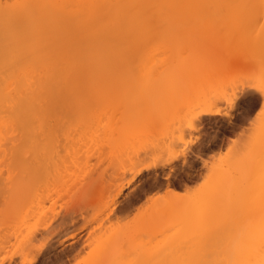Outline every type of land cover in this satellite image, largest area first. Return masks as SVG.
Masks as SVG:
<instances>
[{
  "label": "rangeland",
  "instance_id": "1",
  "mask_svg": "<svg viewBox=\"0 0 264 264\" xmlns=\"http://www.w3.org/2000/svg\"><path fill=\"white\" fill-rule=\"evenodd\" d=\"M31 7L34 18L42 15L46 27L35 21L33 25L42 31L36 41L27 43L30 49L63 51L55 54L59 61L78 60L87 53L103 56L106 49H114L117 57L129 49V83L121 81L129 84V93L126 97L119 88L116 93L123 97L114 92L113 104L103 103L94 111L79 109L80 117L76 110L63 114L70 129L63 132L62 128L63 133L56 135L63 148L58 145V159L53 156L60 157L59 162H48L46 169L51 172L45 173L49 176H41L43 171L36 177L27 165V173L26 169L18 172L36 147L29 145L30 152L20 160L19 153L28 150L26 141L25 146L23 142L1 145L6 151L20 147L19 158L15 157L22 167L10 171L15 158L10 159L11 153L0 155L11 162L8 167L5 161L9 160L0 159L5 163L0 161V264H105L116 237L118 242L121 238V244L117 242L121 251L112 244L116 254L111 257L117 256L118 262L137 263L150 254L167 264L174 260L185 264L188 260L187 264L253 262L249 257L258 245L253 222H257V208L264 205V181L257 182L248 170L264 160V96L252 83L264 77V31H260L264 19L258 18L260 23L242 31H227L206 0H0V23L6 24L16 10L27 23ZM209 13L214 17L207 18L212 20L208 24ZM214 19L218 21L212 25ZM143 22L146 28L140 26ZM215 23L216 27L220 23L218 28ZM120 104L128 105V112H119ZM209 108L219 114L195 120ZM192 120L197 130L180 139L177 130ZM119 121L125 124L123 129ZM175 137L179 142L173 150L179 156L166 164L171 153L161 154V149ZM153 159L161 160L160 164L140 177L138 195L129 201V209L113 214L118 179L131 177L126 168L136 160L148 165ZM6 169L10 173H4ZM67 214L75 216L74 224L59 227ZM81 222L90 224L81 231ZM187 223L189 230L187 226L185 230ZM52 228L58 236L49 233ZM74 234L80 244L67 256L61 253L58 262L56 256L65 243L73 242L64 241L65 237ZM187 244L193 247L189 246L193 250L189 256ZM138 246L144 254L138 255Z\"/></svg>",
  "mask_w": 264,
  "mask_h": 264
},
{
  "label": "bare ground",
  "instance_id": "2",
  "mask_svg": "<svg viewBox=\"0 0 264 264\" xmlns=\"http://www.w3.org/2000/svg\"><path fill=\"white\" fill-rule=\"evenodd\" d=\"M197 1H199V0H196V2ZM206 2L208 4V6L210 8H212L214 13L215 12L217 13V16H218V17L217 16L214 17V15H216V13L213 15L212 14L213 11H212L211 14L209 13V15H207L206 19L208 17L211 19H213V17L215 19H219V21L214 19L212 25L214 24L215 21L220 22V19H222L221 21H222V26L224 25V30H227V28H228V29H230V31L232 29L242 31V30L251 28L253 25H255L258 21V18L264 19V8H262L260 6V0H206ZM244 5H255V6L254 7H244ZM31 8H32V11L29 10L30 14L28 16L31 15L32 17H30V19L28 20L27 23L22 22V18H20L17 15V13L20 10L15 11V14L13 15L12 19H10L11 21L9 20L10 22L9 21L7 23L5 22L6 24L0 23V155H2V156L7 155V154L10 155V153H11V155H10L11 157L9 156L10 159L13 160V158H15L14 160H17V161H14V160L12 161V163L14 164V165L11 164L12 167L14 166V168L12 170L11 166L9 167L10 164H8V162H10L8 157L5 156L6 157L5 158V157L0 156V159L1 160H3V159L9 160L7 162L5 161V163L8 165L9 169H11L10 171L15 172L14 169H16V172H17V170L19 169V168H17V166L20 165V167H22V164L18 163L19 157H18V154L16 153V152H18V150L21 151L20 147L18 150H17L18 147L17 148L13 147V149L9 150L10 151L9 152V151H6L5 148H3L1 145L5 146V147H7V146L12 147L14 145L19 146V144H21L22 142L24 143L26 141L25 143L27 145V149H28V147L30 149L31 145H32L31 148L36 147L35 149H32V150H35V153H34V151H32L30 149L31 152L34 153L33 157H31L32 153L30 152L29 149L27 151L22 150L21 153L18 152L19 155L21 154L20 157L22 159H20V160L25 159L26 156L25 157H23V156L25 154L27 155V152H30V154L28 156L31 159V160L30 159L28 160L29 157L27 158V160L25 159L26 160V161L24 160L25 165H23V167L20 168L18 170V172L19 173L21 171L25 172V170H22V169H26L24 167L27 165V168L30 170L26 169V173L28 171H35L34 173H36L37 176L35 174H34V176H36V177L39 176V178H40V175L42 174L43 171H44V174H42L41 176H44V175L49 176V175H47L49 172L45 173V171H48L50 169L48 168V170H47L46 168H47V166L49 167V164L54 162V161L51 162L50 160H55L57 158V155H59V151L63 148L60 145V142L58 143V141H60V139L56 135L58 132L61 131L60 129H62V128H63L62 129L63 132L67 131V130L69 131V129H70V128L67 129V127H66V125L69 121H67V119H66V121H64L65 120V118L63 119V116L65 115L64 113H67L68 111H74L75 112V110L78 112L79 109H80V112L82 111V109H88L89 111H90V109L91 110L93 109L92 111H94V110H96L95 108H98V107L100 108L103 103H107V102L111 101V98L113 100L116 99L117 98L115 96L117 94L116 91L119 88H120V90L121 89L122 90L121 91L119 90L118 92H120V93L122 92V94L124 93L127 97V93H129V90L127 89L129 87V84L123 85V82H121V81L125 80V83H129V81H127V80H129V77H130V75H129V49L125 51V53H126L125 55L121 54L120 56H117V57H116V53H115L114 49L113 50L109 49L108 51L106 49V51H105L106 54L104 53L105 55L103 54V56H102V54L96 55V54H90V53L85 54L84 53L85 56L79 57L80 55H78L77 57H79V59L78 60H72V61L71 60L70 61L69 60L68 61L67 60H65V61L57 60L56 59L57 57L55 56V54L61 55L62 53H64L63 51H60V50L49 51V50L30 49L27 47V43L29 44V43L36 41V39H38L40 37L41 31H42L41 29H39L38 26H35L36 25L35 21H38V23L37 22L36 23L40 27H42V28L46 27L45 24L41 23L43 21V16L39 15L36 18H34V16L32 15V13L34 12L33 11L34 8L33 7H31ZM210 8H209V10L211 11ZM28 9H30V7ZM210 11H208V12H210ZM33 14H35V13H33ZM137 15L136 16L134 15V16L137 17ZM130 16L133 17L132 15L129 14V17ZM211 16H213V17H211ZM220 16L222 18H220ZM131 17L129 19H131ZM132 19H131V21H132ZM208 20L209 19H207L206 21L208 22ZM210 21L212 22V20H210ZM129 22H130V20H129ZM211 22H208V24ZM33 24H35V25H33ZM262 24L263 25H262L261 30L259 29L261 32L264 31V22ZM142 25H140V26L143 28L147 27L146 26L147 24H144V22ZM219 25H220V23L217 26L219 27ZM214 27L218 28V27H216V23H215ZM174 32L177 33V31H174ZM174 32H173V34H175ZM257 42L259 44V41H257ZM252 43L255 44L256 41H254ZM84 54H82V55H84ZM80 58H82V59H80ZM116 58H118V59H116ZM75 59H77V58H75ZM262 67H263V65H262ZM263 69H261V70H263ZM261 74H264V72H262ZM161 76H162V74H159V77H161ZM174 76H176V75H174ZM174 76H172V77H174ZM159 77H157L155 80H158ZM247 77L249 78V76H247ZM250 79H251V76H250ZM256 79L254 82H252L255 85V86L254 85L253 86L256 87L255 88L256 92H259V94L260 93L263 94V95L260 94V96H264V77L260 76L259 79H257V80ZM114 81L115 82L118 81V82H116V84H114L115 83ZM120 83H122V84H120ZM126 86H128V87H126ZM253 86H252V88H253ZM114 92L116 93L115 95L113 94ZM256 92H254V93H256ZM249 94H250V92H249ZM118 95H119V93L117 94V96ZM123 95L120 94L121 97H123ZM113 96H115L116 98H113ZM120 96H118V97H120ZM127 101H128V98H127ZM111 103L113 104L112 101H111ZM111 103L109 102L110 105H111ZM107 104H105V107ZM122 104H120L119 107H117V108H121L120 111H119V109L117 111L122 112L121 110L124 109V112H126L125 110H127V112H128L129 102H127L128 105H125L124 108L121 107V106H123ZM126 106H128V107H126ZM211 106H213V105L211 104L210 107ZM97 110H100V109H97ZM83 111H85V110H83ZM70 113H72V112H70ZM128 114L129 113H127V115ZM217 114H219L218 111L209 108V109L204 110L202 115L200 114L198 119H195V120H199V118L203 119L206 116L207 117L208 116L213 117V116H216ZM77 115L80 117L79 112ZM122 117H123V115H122ZM72 118H73V115H72ZM74 118H76L75 114H74ZM69 119H71V117ZM121 119H123V118H121ZM127 119L128 120H125L126 125L129 123L128 122L129 118L127 117ZM75 120L76 119H74L73 121L76 122ZM80 120H81V118H80ZM193 120L191 122H189V124L186 125L184 128H182V129L179 128V131L177 130L179 136L178 135H176V136L180 137V139H181V138H183L182 136H185L187 133H190L191 131L197 130L196 121L193 122ZM70 122H71V120H70ZM86 123H88V122L86 121ZM119 123H122V122L119 121ZM73 124H75V123H73ZM78 124H79V122H78ZM122 124H124V123H122ZM125 124L122 126V129L125 126ZM70 125L71 124L69 123V126ZM75 125L72 127V129L75 127ZM83 126H85V125H83ZM118 126H119V124L117 125V127ZM128 126H129V124L127 125V127ZM127 127H125V128H127ZM76 130H77V128L76 129L74 128V131H76ZM62 133L60 135H62ZM66 134L71 135L70 133H66ZM63 135H65V134H63ZM72 135H74V134H72ZM125 137H126V134H125ZM127 138H129V137H127ZM64 141L66 142L68 140H64ZM177 141H178V138L175 137L172 141L165 144L163 146V148L161 149V154L162 153L163 154H165V153L170 154L171 153L170 157L167 159L166 164L172 163L178 159L179 155L177 153H174V150H173L179 142V141L178 142ZM28 142H30V144H28ZM56 142H57V144H56ZM65 142H64V144H65ZM6 143L9 145H7ZM23 143H22V146L23 145L25 146V143L24 144ZM33 143H34V145H33ZM61 143H62V141H61ZM10 144H11V146H10ZM57 146L60 148L62 147V148L60 149ZM2 148L5 151L2 150ZM14 150H16L15 153H14ZM57 150H58V154H57ZM1 152L3 154H1ZM5 152H8V153L4 154ZM23 152H24V154H23ZM160 155H158V156H160ZM15 156L18 158L16 159ZM53 156H55L56 158L55 157L53 158ZM61 157H62V154H61ZM33 158H34V160H32ZM57 159H56V161L59 162L60 157H59V160H57ZM30 161H31V164L29 163ZM61 161H63V158H61ZM152 161H153V163L148 164V165L147 164L142 165V164H140L141 161L137 162V160H136V163H132L130 165V167L128 164L127 167H129V168H126V169H129V173L131 174V177L128 178L127 181H125V177L124 178L121 177L118 179L119 182L116 184V189H115V193H117V194H115V196H113V197H115V199H114L115 208L113 209V212H114L113 214L118 215L120 213L126 212V210L129 209V204H131V203H129V201L131 200V198L134 199L135 195H138V194H136V190H138L136 184L140 181V177L152 169H157L159 164H160L159 161H161V160L153 159ZM26 162H27V164H26ZM48 162H49V164H48ZM58 162H55V164L56 163L59 164ZM63 162H65V160ZM2 163H3V161H1V164ZM5 163H3V164H5ZM31 165H32V167H30ZM62 165H63V169H64V163ZM54 166L55 165L53 164L52 165L53 169H54ZM52 167L50 166V168H52ZM60 167H61V165H60ZM164 167H165V165H164ZM2 168H4V167H2ZM58 169H61V168H58ZM6 170L7 171H5L4 173H7V172L10 173V171H8V169H6ZM56 171H57V169H56ZM248 171L253 172L255 174L254 178L257 180V182L262 183V181H264V160H260L259 162L252 164V166L249 168ZM50 172H51V170H50ZM31 173H33V172H31ZM60 173H61V171H60ZM125 173L127 174V172H125ZM17 174L15 173L14 176ZM130 174H129V176H130ZM127 175H126V177H127ZM157 179H155V181H157ZM148 185H150V184H148ZM152 185L153 184L150 185V188ZM127 189L130 190L128 193L125 192V190H127ZM116 190H117V192H116ZM122 194L124 195V197L121 199V197L123 196ZM263 196H264V193H263ZM39 210H40V208H39ZM262 212H264V205H263V208H262V206H260V208L259 207L257 208L256 217H254V220L257 221V222L255 221L256 224L253 222L254 226L256 225L255 226L256 227V234H254V235L252 234V235L257 237L256 238V240H257L256 244H258V245H257V248H255V250H254V248L252 249V251L254 250V252H253L254 254L251 253V255H253V257L248 256L249 259H251V258L253 259V262H251L252 259L250 260L251 263H249L247 261L249 264H264V238H263L264 237V214ZM38 213H40V212H38ZM72 213H74V212H72ZM258 213H260V214L262 213L263 215L262 214L258 215ZM75 220H76V218L74 215H68L59 222L58 226L60 225L63 227L64 224L67 225L68 223L66 224V222H69L70 224L73 225ZM191 222H193V221H191ZM88 224H90V222H85L84 225L82 223L81 225L83 226V228L80 230L82 231L84 228H86V226ZM189 224L187 223L185 225V230L187 228H188L187 230H189L191 228V224L190 225ZM77 226H79V224ZM77 226L75 225L74 227H77ZM186 226H187V228H186ZM192 226L194 227L193 223H192ZM55 228H52V230L49 233H51L53 231L55 232V230H56ZM61 229L62 228H60V230ZM70 230H71V227H70ZM74 230L77 231V229H74ZM253 230L255 231V228H253ZM53 233H51V234L53 235ZM72 233H73V230H72ZM55 235H57V234L54 233V236ZM130 237L133 238L132 235ZM116 238H118V237H116ZM116 238H112V240L114 242L116 240V243L113 242L112 244L115 245L116 248H118V247L120 248L121 245L118 246L119 245L118 243L121 242V238H120V242H118V239H116ZM254 239H255V237H253V239H252L255 242ZM67 240H73V242H71L67 245L65 243V247L63 249V252H60V254L56 256V257H58L57 258L58 262L60 261V259L63 258L62 256L65 253L72 252L73 250H75L77 248V246L80 244L81 239L77 240V236L74 234V235L69 236L68 238L65 237L64 241H67ZM110 242H112V241H110ZM59 243H61V242H59ZM112 244L109 247L110 250L108 249V251H107L108 254L110 255V258H108V259H110V261H114V260L115 261H114V263L108 261L109 262L108 263L107 260L105 261V259H104V261H105L104 263L106 264V262H107L108 264H117V263H119V264H125V263L130 264V263H128L129 261L124 263V260H122V259L121 260L123 262L122 261L118 262V260L116 259L117 256H115V258H114V256H113V258L111 257L112 255L116 254V252L115 253L112 252V249L114 247ZM256 244H254V246ZM142 246H143L142 248L144 249L145 245L142 244ZM189 246H191V245H188V247ZM52 247H54V246H52ZM191 247L188 248L189 252L186 249V251H187L186 254L188 256L191 252H193V250H192L193 247L192 248ZM119 248L116 251H121ZM142 248H139V246L136 248V250L138 249L140 251L139 252L137 250L138 255H139V253H142V254L145 253V251ZM105 249H106V246H105ZM114 250H115V247H114ZM133 250L135 251V249H133ZM61 253H63V255H61ZM120 253H122V252H118V255ZM68 254L69 253H67V255ZM109 255H107V256L109 257ZM150 255H153V254H150ZM190 255H192V253ZM120 256H121V258L123 257L122 254H120ZM149 256H147L146 259H145V257H143L145 260L143 258L141 259V256H139L140 258H138L137 260H139V259H141V260H139L137 263H131V264H167V263H164L162 259L155 257L154 255H153L154 258L152 256H150V257ZM239 256H241V255H239ZM151 257L153 259H150ZM118 258L120 261V257H118ZM189 259H190V257H189ZM243 259H245V258H243ZM57 260L54 262H57ZM151 260H154V261H151ZM186 260H188V259H186ZM174 261L175 262L173 264H185L182 261H179L180 263L178 262V260L177 261L174 260ZM188 261H187V263H188ZM176 262H178V263H176ZM52 264H53V262H52Z\"/></svg>",
  "mask_w": 264,
  "mask_h": 264
},
{
  "label": "snow or ice",
  "instance_id": "3",
  "mask_svg": "<svg viewBox=\"0 0 264 264\" xmlns=\"http://www.w3.org/2000/svg\"><path fill=\"white\" fill-rule=\"evenodd\" d=\"M255 5H244V7H254ZM260 6L264 8V0H260Z\"/></svg>",
  "mask_w": 264,
  "mask_h": 264
}]
</instances>
